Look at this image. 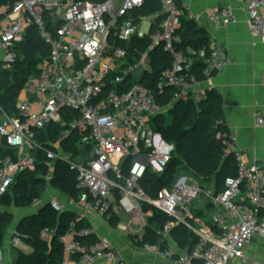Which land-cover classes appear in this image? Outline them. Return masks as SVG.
I'll return each mask as SVG.
<instances>
[{
  "label": "built area",
  "instance_id": "1",
  "mask_svg": "<svg viewBox=\"0 0 264 264\" xmlns=\"http://www.w3.org/2000/svg\"><path fill=\"white\" fill-rule=\"evenodd\" d=\"M146 0H9L0 21V68H9L19 59L15 49L32 25L50 46V55L39 65V72L27 79L17 102L16 114L0 110V147L15 155L0 160V200L16 176L36 166V131L51 123L63 127L61 141L73 131H89L91 147L73 156L60 142L48 152L54 163L61 160L77 170V188L82 191L76 203L82 214L70 222L60 238L62 264H129L123 252L101 236L87 218L94 213L118 234L142 241L152 208L172 218L163 229L167 236L176 225L189 223L192 204L204 193L191 176H181L172 186L149 195L140 185L148 170L161 174L172 159L174 146L165 142L152 127V117L163 111L155 103L152 89L139 80L152 70L150 52L158 45L172 55L170 66L160 74L158 87L175 88L174 101L188 100L196 87L212 83L214 76L230 62L226 49L210 41L209 55L191 47L181 48V9L175 0H158L164 16L152 44L136 57L122 43L130 44L135 35L149 34L154 20L136 23L129 13ZM249 16L253 36L264 41V0H240ZM214 29L237 21L231 7H215L208 12ZM148 22L144 32L142 23ZM204 58L203 78L192 73L196 58ZM72 110L68 116L64 110ZM257 125H264V113L255 112ZM227 137L226 150L237 164V176L226 180L223 192L209 194L210 202L222 211L212 217L213 228L198 233V241L187 253L158 244H140L153 256L176 258L175 264H248L247 247L255 237H264V160L248 164L233 134ZM4 143V145H2ZM58 211L66 210L53 201ZM150 207L146 209V207ZM86 218L90 226H79ZM114 218L117 223L114 224ZM127 219V222H125ZM139 225L140 230L131 225ZM51 232L42 231L49 239ZM22 241L16 230L12 247Z\"/></svg>",
  "mask_w": 264,
  "mask_h": 264
},
{
  "label": "trees",
  "instance_id": "2",
  "mask_svg": "<svg viewBox=\"0 0 264 264\" xmlns=\"http://www.w3.org/2000/svg\"><path fill=\"white\" fill-rule=\"evenodd\" d=\"M5 2L6 0H2ZM1 1V2H2ZM101 1V0H97ZM161 11L158 0H146L145 3L129 13L136 23L142 17H148ZM154 20L149 34L144 37L135 35L130 44L122 43L130 53L140 55L146 52L152 44V35L157 32L163 21ZM181 20V19H180ZM179 33L182 36L181 48L191 47L195 51L203 50L205 57L209 55L210 40L203 29L194 20H181ZM19 59L9 68H0V110L9 114H16L18 97L27 79L39 72V65L50 55V46L41 36L37 26L32 25L25 32L24 38L15 47ZM152 70L140 77V82L152 89L155 103L163 111L152 117V127L167 143L172 144V159L161 174L148 170L140 182L141 187L152 196L159 189L170 187L177 181V171L184 168L186 175L195 179L202 187V183H213L214 193L218 194L226 189V180L237 176V164L232 153L226 150L227 137L219 136L227 129L223 120V98L214 88L208 89L200 100L174 101L175 88L158 87L162 70L170 66L172 55L163 45L156 46L151 52ZM206 66L204 58H196L192 73L203 78ZM68 116L76 113L64 110ZM63 127L58 123H51L36 131L37 147L34 150L36 166L34 170L20 172L8 192L3 195L0 204L12 205L17 208H28L39 201L46 190L48 181L58 192L70 200L78 202L82 191L77 188V170L68 163L58 160L54 163L48 158L49 151L56 150V144L61 141ZM89 131L75 130L69 137L60 142V147L76 156L90 150V140L79 146V142L88 139ZM4 145V143H2ZM8 155H15L11 148L0 147V160ZM203 188V187H202ZM41 208L40 211H35ZM150 207H146L149 209ZM142 241L138 244H158L162 250L168 248V241L162 234L164 225L172 220L167 214L152 208ZM33 213L24 215L16 231L21 235L22 242L30 248L25 252L16 247L15 259L12 264H62L63 249L60 238L69 228L71 221L77 218L75 211H58L52 200L42 202ZM14 219L9 210L0 211V249L3 247L8 228ZM114 218V224L117 223ZM192 225V219H189ZM79 226H90L84 218L78 222ZM51 232L49 239L42 237V231ZM171 235L182 245L189 246V251L198 241V235L184 224L176 225Z\"/></svg>",
  "mask_w": 264,
  "mask_h": 264
},
{
  "label": "crops",
  "instance_id": "3",
  "mask_svg": "<svg viewBox=\"0 0 264 264\" xmlns=\"http://www.w3.org/2000/svg\"><path fill=\"white\" fill-rule=\"evenodd\" d=\"M0 0V21L3 12L9 5V0ZM63 1V0H60ZM181 9V20H194L208 36L209 40H215L222 45L230 58L213 78L212 83L205 82L196 87L191 98L200 100L208 89H216L223 98V120L227 133L233 134L238 139V146L244 153L248 164L262 163L264 160V125L259 126L255 122V112L264 113V41L252 35L249 26V16L243 9L240 0H175ZM215 7H231L237 21L221 29H214L208 19V12ZM162 11L143 17V20H157L161 18ZM142 20V19H141ZM1 24V23H0ZM149 26V25H148ZM68 201L74 202L66 197ZM59 200L53 198L52 201ZM65 206V202L63 204ZM192 204V227L198 233L213 228L212 218L204 219V209L210 208L212 216L222 211L219 207L209 202L205 207ZM77 212V209H68ZM19 209V208H18ZM10 211V210H9ZM16 217L17 207L11 210ZM99 234L108 238L112 245L119 248L129 264H175L176 258L153 256L143 251L140 244L136 243L133 236L115 233L111 226L94 213L87 217ZM107 229L104 235L100 230ZM8 241L3 244L4 253L2 258L0 249V264H12L15 252ZM168 248H172L178 254L189 252V246L180 244L171 233L164 236ZM248 264H264V237L255 236L247 247Z\"/></svg>",
  "mask_w": 264,
  "mask_h": 264
},
{
  "label": "rangeland",
  "instance_id": "4",
  "mask_svg": "<svg viewBox=\"0 0 264 264\" xmlns=\"http://www.w3.org/2000/svg\"><path fill=\"white\" fill-rule=\"evenodd\" d=\"M142 27H143V30L144 32H148L149 30V26H148V22H143L142 23ZM177 180L181 177V176H184L186 175V172L184 170V168H179L178 171H177ZM48 185L46 187V190L43 194V197L37 201L34 205L28 207V208H20L19 209L17 208V212H16V217L13 219V222H12V227H11V233H13L15 231V226L17 228V225L19 224L20 222V219L26 215V214H30V213H33L37 206H39L42 202L44 201H47V200H52L53 198H58L59 202L61 204H64L65 202V206L68 208V209H72V208H75L77 209V212H83V206L81 203H74V202H71V201H68L66 196L61 194L60 192H58L55 188H53L51 185H50V181H48ZM202 187H203V190H204V193H202V195L200 196V198H198L196 201H195V207L197 206H202V207H205L207 204H209L210 202V198H209V194H212L214 192V185L213 183H202ZM4 210H13V206L12 205H6L4 204L3 202L0 204V211H4ZM204 219H211L213 216H212V210L210 208H205L204 209ZM125 222H127V219H125ZM11 226V225H10ZM9 226V227H10ZM132 229L134 230H137L139 231L140 230V227L139 225H131ZM9 232V231H8ZM8 232H7V235H6V238H5V245H6V242L8 240L7 236H8ZM100 233L102 234H106L107 233V229L104 228L103 230H100ZM12 234H10L9 237H11ZM12 246V245H11ZM17 247L22 249L23 251L25 252H30V248L28 246H26L22 241H20L18 244H17ZM15 252V247H12ZM4 247L1 249V253H2V258H3V253H4ZM16 254V253H15Z\"/></svg>",
  "mask_w": 264,
  "mask_h": 264
},
{
  "label": "water",
  "instance_id": "5",
  "mask_svg": "<svg viewBox=\"0 0 264 264\" xmlns=\"http://www.w3.org/2000/svg\"><path fill=\"white\" fill-rule=\"evenodd\" d=\"M40 210H41V208H38V210L35 211V213H37V212L40 211ZM67 211H69V210L66 209V210H64V211H62V212H67ZM62 212H61V213H62ZM11 227H12V224H11V226L8 228V231H9L10 234H12V233H11V232H12V231H11ZM15 230H16V226H15ZM10 234H9V236H10ZM7 241H8V240H7Z\"/></svg>",
  "mask_w": 264,
  "mask_h": 264
}]
</instances>
